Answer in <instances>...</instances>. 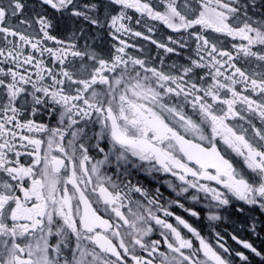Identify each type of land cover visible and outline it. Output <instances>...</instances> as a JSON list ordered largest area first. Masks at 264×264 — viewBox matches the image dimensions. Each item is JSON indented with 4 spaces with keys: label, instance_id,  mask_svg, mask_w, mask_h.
<instances>
[{
    "label": "snow or ice",
    "instance_id": "6c2138e0",
    "mask_svg": "<svg viewBox=\"0 0 264 264\" xmlns=\"http://www.w3.org/2000/svg\"><path fill=\"white\" fill-rule=\"evenodd\" d=\"M0 264H264V0H0Z\"/></svg>",
    "mask_w": 264,
    "mask_h": 264
}]
</instances>
